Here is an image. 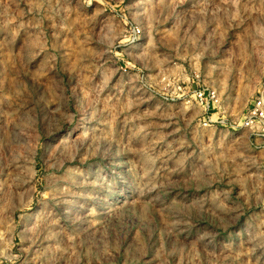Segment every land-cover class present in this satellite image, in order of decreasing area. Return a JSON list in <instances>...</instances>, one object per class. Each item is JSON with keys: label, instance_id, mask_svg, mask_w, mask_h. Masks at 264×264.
I'll list each match as a JSON object with an SVG mask.
<instances>
[{"label": "rangeland", "instance_id": "374dc122", "mask_svg": "<svg viewBox=\"0 0 264 264\" xmlns=\"http://www.w3.org/2000/svg\"><path fill=\"white\" fill-rule=\"evenodd\" d=\"M0 264H264V0H0Z\"/></svg>", "mask_w": 264, "mask_h": 264}, {"label": "built area", "instance_id": "2783aa9c", "mask_svg": "<svg viewBox=\"0 0 264 264\" xmlns=\"http://www.w3.org/2000/svg\"><path fill=\"white\" fill-rule=\"evenodd\" d=\"M260 104H261V103L259 102V103H257V104L255 105V108H254V111H255V112L253 113V115H254V116H255V115H257V113H256V112H258V111H259V109H258V108L260 107V106H259ZM259 115H261V112H259ZM245 124H246V125H250L251 123H250V121H249V120H247Z\"/></svg>", "mask_w": 264, "mask_h": 264}]
</instances>
